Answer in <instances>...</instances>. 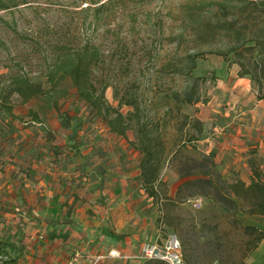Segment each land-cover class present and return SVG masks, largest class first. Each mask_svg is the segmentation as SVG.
<instances>
[{
	"label": "rangeland",
	"instance_id": "1",
	"mask_svg": "<svg viewBox=\"0 0 264 264\" xmlns=\"http://www.w3.org/2000/svg\"><path fill=\"white\" fill-rule=\"evenodd\" d=\"M242 2L0 0V89L15 78L49 88L51 73L57 84L54 92L27 103L12 95L16 118L0 110V247L13 264H144L149 261L147 250H162L176 238L171 230L158 227L157 208L142 189V156L130 144L136 141L135 121L127 138L111 132L77 95L69 77L61 78L85 47L97 53L90 80L96 90L105 88L104 98L113 109L126 116L132 109L120 101L135 98L150 120L166 123L164 144L173 154L160 176L168 196L174 198L183 182L180 172L186 170V158L214 153L215 124L221 127L230 114H243L238 119L244 120L236 124L241 130L259 128L261 136L256 138L262 144L257 142L245 156L249 167L253 162L264 173V108L257 106L264 90L259 94L249 78L234 87L239 69L231 63L232 54L229 62L210 54L225 50L227 41L213 36L207 23L216 13L234 17ZM189 57L196 68L187 74ZM175 92H195L200 101L177 108L167 97ZM30 111L39 121H33ZM182 115L190 118L189 124L201 121L203 131L198 134L187 126L184 132L199 140L178 152L177 146L187 140L178 132ZM214 154L224 181L249 182L246 168H241L242 179L234 178ZM192 199L201 201L199 209L191 200L173 212L189 225L191 218L200 223L205 206L202 197ZM247 223L264 232V218ZM198 229L193 233L187 228L196 241L193 260L209 264L201 236L216 234ZM105 231L123 238L114 240ZM261 244L264 251V240ZM111 251H118L119 257H110ZM253 252L244 264H253Z\"/></svg>",
	"mask_w": 264,
	"mask_h": 264
},
{
	"label": "trees",
	"instance_id": "2",
	"mask_svg": "<svg viewBox=\"0 0 264 264\" xmlns=\"http://www.w3.org/2000/svg\"><path fill=\"white\" fill-rule=\"evenodd\" d=\"M218 5L221 7L219 9L223 10V6ZM237 11L238 13L232 18H228L226 13L220 17L216 13L215 20L207 23L213 36H222L227 41L225 50L210 54L222 57L226 62H229L228 55L232 54L231 63L237 65L239 69L237 76L248 77L261 94L264 90V0H245ZM96 57V52H90L86 47L81 49L77 52L71 67L62 74L61 78L69 77L77 95L97 111L111 132L127 138L131 122L135 121L136 141L130 144L142 156L139 163L142 189L157 208L158 227L171 230L176 235L180 243L183 264L199 263L193 260L195 249L192 243L196 241L192 234L187 232L188 227L193 233L198 227V232L201 234L206 230L216 234L213 238L201 236L203 245L208 248L203 252L209 264H244L247 256L264 240V232L257 227L241 224L236 216L241 214L264 218V173L261 168L250 162L249 182L235 180L229 183L216 171L215 154L199 152L195 159H185L183 166L186 170L180 172L183 182L178 186L174 198L168 196L167 185L160 176L165 162L173 154L172 151L166 152L164 144L162 129L166 123L150 120L135 98L120 101V105L132 109L126 116L113 109L104 98L105 88L96 90L90 80L91 68ZM188 59L190 66L186 70L187 74L196 68L194 59L192 57ZM199 79H194V82ZM48 81L50 86L45 88L41 83L15 78L0 89V110L16 118L13 114L11 96L17 95L22 103H27L38 96H46L56 89L55 74L51 73ZM167 97L177 108L182 105L197 104L200 101L195 92L183 94L175 92ZM260 99H264V96H260ZM169 111L166 110L165 115H168ZM29 115L33 121H39L38 116L33 112L30 111ZM189 120L188 116L182 115L181 120L177 121L178 132H183L187 136V140H182L180 146H177L178 152L186 149L187 143L192 144L199 140L198 136L190 134L187 130L184 132L187 126L198 134L203 131L201 121L196 119L189 124ZM189 162L192 164L187 165ZM195 196L202 197L205 206L200 212L202 215L200 223H195L196 218H191L189 225L186 220L173 212L184 202L194 200L192 198ZM220 224L224 225L221 237L217 234ZM104 233L114 240L123 238L113 232ZM236 236L239 237L238 242L232 241ZM0 251L9 258V264H13L7 251L2 247ZM144 264L166 263L149 260Z\"/></svg>",
	"mask_w": 264,
	"mask_h": 264
},
{
	"label": "crops",
	"instance_id": "3",
	"mask_svg": "<svg viewBox=\"0 0 264 264\" xmlns=\"http://www.w3.org/2000/svg\"><path fill=\"white\" fill-rule=\"evenodd\" d=\"M246 78L248 77L237 78L234 83V87H237L238 85L246 82ZM257 106L259 108H264V100H260ZM227 115L229 114H226V116ZM237 115L238 114H235L234 116L233 114H230V116H228V121H226L223 125L221 124V127H218V125L215 124L217 130L215 128V137L214 139H212L214 141L213 151L214 153H217L218 163L223 160V166L225 167L224 172L228 171L229 175H232L234 178H241V168H246L249 178L251 175V170L248 166V162H246L248 157L247 155L245 156V153H247L249 150H252V148L257 147L256 144L257 142H259V139H257L256 136H261V134L259 132V128H257L258 130H254V126H245L242 127V130L239 129L241 128V126L236 124L237 122L243 121L244 118H238L244 116L243 114H239L241 116L237 117ZM246 115L248 116L249 114ZM251 117L252 116H250V118ZM259 144L261 145L262 143L259 142ZM216 145L217 147L215 148ZM235 157H237L238 159H235ZM242 181L245 180L242 179ZM253 217L255 218L257 216H241L239 221L243 225H247V221L250 218L253 219ZM261 245L263 244H260V246L253 252V264H264V251L261 250Z\"/></svg>",
	"mask_w": 264,
	"mask_h": 264
},
{
	"label": "built area",
	"instance_id": "4",
	"mask_svg": "<svg viewBox=\"0 0 264 264\" xmlns=\"http://www.w3.org/2000/svg\"><path fill=\"white\" fill-rule=\"evenodd\" d=\"M192 206L195 209H199L201 207V201L193 200ZM145 255L147 260L156 259L164 261L168 264H183L180 243L175 237L171 238V240L167 243L164 249L158 250L154 248L153 250H147L145 252ZM109 256L112 258H117L119 257V253L118 251H111L109 253ZM0 264H9V258L1 251Z\"/></svg>",
	"mask_w": 264,
	"mask_h": 264
}]
</instances>
